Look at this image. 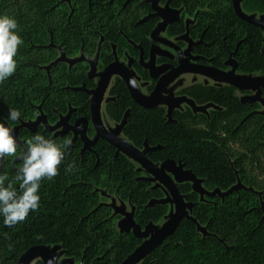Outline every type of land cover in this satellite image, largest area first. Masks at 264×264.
<instances>
[{
	"label": "trees",
	"instance_id": "trees-1",
	"mask_svg": "<svg viewBox=\"0 0 264 264\" xmlns=\"http://www.w3.org/2000/svg\"><path fill=\"white\" fill-rule=\"evenodd\" d=\"M126 2L0 0V15L14 17L24 39L16 57V72L0 83V120L8 115L10 107L16 108L22 112L21 119L7 121L15 127L36 117L39 106L51 123L59 120L60 113L67 115L70 108V123L90 118L91 96L75 89L96 87L97 81L88 75V64L80 62L70 67L67 62H56L49 70L46 67L61 56V50L68 58L82 50L95 51L101 37L102 65L114 60L112 44L117 45L120 55L127 50L136 59V73L151 82L148 90L152 91L156 80H151L137 59L141 53L149 59L150 35L161 20L152 16L139 22L150 14V0ZM170 4L183 8L184 16L194 17L188 29L193 40H201L195 46V54L205 58L201 61L210 60L215 67L225 68L232 56L238 72H263L264 31L239 17L232 0H171ZM243 6L264 14V0H244ZM188 29L181 18L168 25L167 34L178 37ZM109 94L113 99L106 104L108 116L120 123L128 113L123 134L138 148L143 149L146 141L156 147L148 154L154 162L168 158L183 162L204 179V186L211 191H227L239 179L252 186L224 199L216 195L201 200L192 183H180L181 193L195 203L193 216L207 227L208 234L204 236L197 223L184 219L173 235L140 264H264V183L259 184L249 172L251 166L264 175V118L256 112L260 104L241 102L239 91L231 85L195 83L178 94L194 99L198 105L214 104L216 108L209 114L195 113L191 108L175 110L173 121H169L165 106L147 109L137 104L120 77H115ZM36 134L48 139L53 135L44 125L20 130L23 145L0 167V174L9 178L5 184L11 181L19 188L15 176L21 150ZM67 138L72 140L73 134L57 135L53 140L59 143ZM82 148L83 141L78 138L66 150L59 175L52 181H42L39 211L30 213L15 228L5 226L0 217V264H16L27 249L38 244H60L67 257L84 264H121L143 240L132 232L119 231L112 208L101 202L96 186L106 187L131 203L143 228L167 214V204L149 205L152 199L164 198V187L139 179L137 164L125 154L117 155L116 148L103 139L92 150L82 153ZM73 164L74 168L66 171ZM33 264L44 262L39 259Z\"/></svg>",
	"mask_w": 264,
	"mask_h": 264
},
{
	"label": "water",
	"instance_id": "water-1",
	"mask_svg": "<svg viewBox=\"0 0 264 264\" xmlns=\"http://www.w3.org/2000/svg\"><path fill=\"white\" fill-rule=\"evenodd\" d=\"M130 1L132 0H127L126 4ZM150 1L154 12L139 21L143 22L151 16H158L161 18V21L154 28L150 35V38L152 39L150 59L145 61L143 54L141 53L140 55L141 64L146 69L150 70L152 78L157 79L155 87L150 92V94H145L142 91L140 84L134 72L132 71L134 61L133 58L130 59L128 63H125L121 61L117 55H115L114 60L111 63L107 64L101 71H97V56L94 60L95 63L90 61L91 70L88 72V75L91 79L98 78L96 87L93 89H87V87L83 85L82 87L75 88L76 90H84L91 96L90 118L83 117L77 119L74 123H70V115L72 112V108H70L67 115L60 114L59 121L55 125H51L47 116L44 115L41 106H39V110L43 114L38 116L35 122L23 121L21 124L14 127V135L20 145H23V141L20 138V130L23 127L36 130L37 126L39 125H44L48 132L53 133L50 139H53L57 135L71 132L73 134V138L68 149H70L74 145L75 141L80 138L83 141L82 153L85 150H92L93 146L100 139H103L116 148L117 155L120 153L125 154L128 158L140 165V167L145 170L148 176L140 177L139 179L155 183L154 187H164L169 197L162 199H152L149 203L150 206L154 204L165 205L169 202L174 204L173 213L162 225L151 221L145 226V228H143L136 221V209L133 205L132 212H126L125 207L117 209V211H119L122 215H125V218L120 221L119 231L125 233L132 232L134 236L143 240L142 243L132 253H130L121 264H140L168 237L173 235V233L180 226L181 221L184 219H189L197 223L198 230L202 232L204 236L208 234L207 227L201 226L197 219L193 216L192 211L195 203L188 201L187 197L181 193L178 187L180 183H192L193 191L200 195L201 200H204L205 196L216 195L224 199L228 194L238 191L239 189L251 188L244 187L238 180L239 182H237V184L227 191H222L220 188H215L211 191L204 186V179L199 178L192 169L186 168L183 162H177L171 158H168L160 163L154 162L149 158L148 154L156 147L150 146L148 141H146L143 149L138 148L123 134L124 128L127 124L128 113L115 128L112 130L107 129L102 118L101 110L106 93L114 82L113 78L118 76L125 81L132 98L140 106L147 109H153L161 105L164 106V104L167 105V117L169 121H173V114L175 110L180 108V106L185 102L191 105L195 113H197L199 110H204L205 108L204 105L197 106L195 100L186 95H175L173 89L169 87L179 76L187 73L201 75L207 79L213 80L219 85H231L238 91L251 92V94L247 93L243 95L241 97V102H260L264 105V70L262 73L256 75L240 73L238 72V63L232 56H230V58L225 62V66H231L230 69L218 68L214 65L198 62L202 59H205L203 56L193 53L194 47L199 42H201V40L195 41L190 37L188 22H186L188 29L187 32L176 37L178 40L187 41L188 47L186 49H182L181 46L169 38L159 36L161 32L166 31L168 25L181 19L178 17L180 11L171 6V0H168L164 7L159 5L161 0ZM243 1L244 0H232V5L236 14L264 31V15L261 18H258L254 14L246 13L242 8ZM102 40H104V38ZM157 43L172 47L178 53L179 64L162 75H160V68H156V57L157 54H165L166 51L160 49ZM83 60L88 59L84 56L68 58L66 53L61 50V56L46 68L49 70L50 67L56 62H67L69 63L70 67H72L75 63L81 62ZM207 61L210 62V60ZM112 99L113 98L111 96L107 98V103ZM256 112L262 116L264 115V111ZM90 124L93 125L95 130L93 139H91L88 134ZM59 128L62 129L58 130ZM63 255L66 256V251L60 244L54 246L38 244L27 249L21 255L16 264H33L39 259L42 260L44 264H73L75 258L66 257L60 261L59 258Z\"/></svg>",
	"mask_w": 264,
	"mask_h": 264
},
{
	"label": "clouds",
	"instance_id": "clouds-1",
	"mask_svg": "<svg viewBox=\"0 0 264 264\" xmlns=\"http://www.w3.org/2000/svg\"><path fill=\"white\" fill-rule=\"evenodd\" d=\"M23 44L18 21L9 15H0V83L16 72V57ZM21 117L20 110L10 107L8 115L0 120V167L7 163L8 157L16 156L20 148L14 129L7 121H19ZM71 143L70 138L58 143L40 134L24 142L21 163L15 176V180L19 181V188L11 181L5 184L9 178L6 174H0V217L5 226L15 228L26 221L30 213L39 211L42 181H52L59 175L60 166ZM73 168L74 164L69 165L66 171Z\"/></svg>",
	"mask_w": 264,
	"mask_h": 264
},
{
	"label": "rangeland",
	"instance_id": "rangeland-1",
	"mask_svg": "<svg viewBox=\"0 0 264 264\" xmlns=\"http://www.w3.org/2000/svg\"><path fill=\"white\" fill-rule=\"evenodd\" d=\"M67 2H70V1H67ZM142 2V0H141ZM161 7H164L166 3H159ZM242 8L243 10L248 13V14H254L256 15V17L258 18H261L264 14L263 13H259V12H252V11H248L244 6H243V2H242ZM180 13L178 14V17L180 18H184V20L186 22H188L190 25V23L194 22V17L193 16H190V15H186L184 16V9L183 8H177ZM160 35L164 36V37H167V38H170L171 40L173 41H178V39L176 37H171L167 34L166 31H163L160 33ZM103 38L101 37V39L98 41L97 43V49L93 52L91 51H82V52H79V54H77L75 57H86L88 60H83L81 62H85L88 64L89 66V69H88V72L91 70V62L95 63L94 60L95 58L98 56V60H97V71H101L105 66L102 65V44L104 42V40H102ZM180 41V40H179ZM184 42V46H183V49H186L188 47V43L187 41L183 40ZM99 44H100V49H99ZM163 49H167L168 51H170L171 53H173L175 56H176V52L171 49V48H168L166 46H161ZM111 54L113 56L117 55L121 61H124L126 63H128L130 61V59H132V56L128 53L127 50L124 51V53L122 55H120L118 53V50H117V45L115 44H112V47H111ZM74 57V58H75ZM91 61V62H90ZM80 63V62H78ZM77 64V63H75ZM74 64V65H75ZM157 66L160 67L161 69V72L165 69V66L161 65V64H158L157 63ZM231 66H226L225 69H230ZM132 71L134 72L139 84H140V87L142 89V91L145 93V94H150L151 91L148 90V86L150 85V81L148 80H145L143 79L140 75H138L135 71V68L134 66H132ZM241 73V72H240ZM115 77H118V76H115ZM115 77L113 78V80L115 79ZM96 81H98V78H95ZM195 83H204V84H216L213 80L211 79H207L201 75H194L192 73H187V74H183L181 76H179L174 82H172V84L170 85V87L173 89L174 91V94L175 95H179V91L182 90L183 88L189 86V85H192V84H195ZM219 85V84H218ZM110 89V88H109ZM251 94V92H245L244 91H239V95L240 97H242L243 95L245 94ZM110 97V94H109V90L107 91L106 93V96H105V100L103 102V105H102V118H103V121H104V124L106 126L107 129L109 130H112L113 128H115L119 123L113 121L107 114V111H106V104H107V101L106 99ZM260 104V107L258 109V111H264V105L260 102H258ZM197 104V103H196ZM164 106L166 107V109H168V106L164 104ZM197 106H203V105H198ZM205 108L204 110H199L197 113H204V114H209L213 109L216 108V106L214 104H206L204 105ZM188 108H191V105H189L188 103H183L180 108H177V110H186ZM193 110V109H192ZM44 113V112H43ZM43 113H40L34 117L33 119H30V120H27L28 122H35L37 117L42 115ZM61 114V113H60ZM44 115H46L44 113ZM47 116V115H46ZM60 116V115H59ZM48 118V117H47ZM60 118V117H59ZM263 118H264V115H263ZM49 121V120H48ZM59 121V120H58ZM57 121V122H58ZM57 122L55 123H51L49 121V123L51 125H55ZM12 127V126H11ZM14 129V127H12ZM62 128H59L58 130H61ZM89 137L91 139H93L94 135H95V130H94V127L92 124H90L89 126ZM235 145V148L238 149L239 148V144L236 143L234 144ZM137 164V163H136ZM137 167L140 171V176L141 177H147L148 174L145 172V170H143L140 165L137 164ZM249 172L251 175H253V177L258 181L259 184L262 185V183H264V175L260 174V171L258 170H252L251 166H249ZM240 183L246 187V188H251L252 186H247L245 185V183L239 179ZM238 181V182H239ZM95 191L98 192L100 194V197H101V202L104 203V204H107L109 205L112 210H113V217L115 218V222H116V227L120 230V221L125 218V215H122L119 211H117V209L119 208H122V207H125V210L126 212H132L133 211V206L131 203L129 202H126V201H123L121 200L117 195L116 193L110 191L108 188L106 187H102V186H96L95 187ZM169 197L168 193L165 194L164 198H167ZM168 205V212L167 214L163 217L162 220H160L159 222H157V224L159 225H162L165 223V221L167 220V218L173 213L174 211V204L169 202L167 203ZM67 256L63 255L59 258V260H63L65 259ZM82 260L78 261L76 259H74V262L73 264H82Z\"/></svg>",
	"mask_w": 264,
	"mask_h": 264
},
{
	"label": "flooded vegetation",
	"instance_id": "flooded-vegetation-1",
	"mask_svg": "<svg viewBox=\"0 0 264 264\" xmlns=\"http://www.w3.org/2000/svg\"><path fill=\"white\" fill-rule=\"evenodd\" d=\"M144 0H142V2H143ZM166 3V2H164L163 0H161L160 1V3ZM152 5V4H151ZM160 5V4H159ZM154 12V10H153V8H152V10H150V14L151 13H153ZM148 13V14H149ZM152 17V16H151ZM158 17V16H157ZM160 18V17H159ZM160 20H161V18H160ZM166 32H167V29H166ZM159 36H161V37H164V36H162V35H160L159 34ZM167 38V37H166ZM170 39V38H169ZM181 41H183V40H178V41H175L179 46H181V48L183 49V46H184V44H180V42ZM184 43V42H183ZM158 45H159V48L160 49H162V50H164V51H166L165 52V54H157V57H156V68H160V67H158L157 66V63L158 64H161V65H163V66H165V69L161 72V69H160V75H162L163 73H165V72H167L168 70H170L171 68H173V67H175V66H177L179 63H178V53L175 51V49H173L172 47H169V46H166V47H168V48H171V49H173L175 52H176V56L173 54V53H171L170 51H168L167 49H163L161 46L163 45V44H159V43H157ZM163 46H165V45H163ZM152 47V46H151ZM151 50V49H150ZM194 54H195V47H194V52H193ZM143 54V53H142ZM197 55V54H196ZM162 57H165V58H163V60L161 61L160 59L162 58ZM133 58V64L136 62V59H135V57H132ZM143 58H144V56H143ZM120 59V58H119ZM145 59V61H148L149 59H150V57H149V59H146V58H144ZM138 60V62L141 64V62H140V58H138L137 59ZM124 62V61H123ZM198 62H200V63H203V64H210V65H213L212 64V62H208V61H198ZM126 63V62H125ZM142 65V64H141ZM142 67L144 68V69H146L143 65H142ZM146 70H148V72H149V74H150V70L149 69H146ZM159 75V76H160ZM150 77H151V80H156V82H157V79H154V78H152V76H151V74H150ZM96 80V79H95ZM156 82H155V84H156ZM154 87H155V85H154ZM170 87V86H169ZM154 89V88H153Z\"/></svg>",
	"mask_w": 264,
	"mask_h": 264
}]
</instances>
